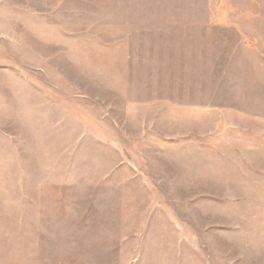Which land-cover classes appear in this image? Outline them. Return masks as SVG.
Returning a JSON list of instances; mask_svg holds the SVG:
<instances>
[{
	"label": "rangeland",
	"instance_id": "obj_1",
	"mask_svg": "<svg viewBox=\"0 0 264 264\" xmlns=\"http://www.w3.org/2000/svg\"><path fill=\"white\" fill-rule=\"evenodd\" d=\"M257 1L0 0V264H264Z\"/></svg>",
	"mask_w": 264,
	"mask_h": 264
},
{
	"label": "crops",
	"instance_id": "obj_2",
	"mask_svg": "<svg viewBox=\"0 0 264 264\" xmlns=\"http://www.w3.org/2000/svg\"><path fill=\"white\" fill-rule=\"evenodd\" d=\"M257 5V13L249 18L248 23L243 25L244 27L246 26L245 28H248V33L243 32L241 43H243V45L247 44L248 48H251L252 51L257 52L259 60L258 72L261 76L264 75V0H258ZM254 10L255 9L252 8L250 12ZM261 103L262 102L259 104ZM258 124L261 125V127L263 126L262 131L264 133L263 112L259 113Z\"/></svg>",
	"mask_w": 264,
	"mask_h": 264
}]
</instances>
